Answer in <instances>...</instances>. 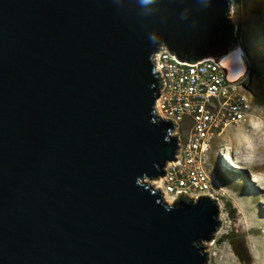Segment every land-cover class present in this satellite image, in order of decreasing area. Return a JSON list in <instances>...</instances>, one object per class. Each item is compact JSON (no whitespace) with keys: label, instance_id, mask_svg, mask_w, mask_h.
<instances>
[{"label":"water","instance_id":"water-1","mask_svg":"<svg viewBox=\"0 0 264 264\" xmlns=\"http://www.w3.org/2000/svg\"><path fill=\"white\" fill-rule=\"evenodd\" d=\"M239 43L231 0H0V264H205L223 191L151 184L181 148L154 57Z\"/></svg>","mask_w":264,"mask_h":264},{"label":"built area","instance_id":"built-area-1","mask_svg":"<svg viewBox=\"0 0 264 264\" xmlns=\"http://www.w3.org/2000/svg\"><path fill=\"white\" fill-rule=\"evenodd\" d=\"M154 61L161 80L157 112L176 124L173 135H179L181 147L178 161L165 168L160 190L175 202L179 193L198 198L213 187L221 189L214 171V141L243 124L255 108L253 94L242 77L232 79L214 59L192 65L161 50Z\"/></svg>","mask_w":264,"mask_h":264},{"label":"rangeland","instance_id":"rangeland-1","mask_svg":"<svg viewBox=\"0 0 264 264\" xmlns=\"http://www.w3.org/2000/svg\"><path fill=\"white\" fill-rule=\"evenodd\" d=\"M231 19L240 40L237 47L244 53L245 69L251 67L252 73L258 70L264 75V0H231ZM249 74L245 70L241 76L246 84ZM254 102L255 108L260 106ZM236 128L213 144L214 171L223 191L221 227L211 241L202 243L205 264H264V154L242 153L232 135ZM224 154L235 156L239 168L228 165Z\"/></svg>","mask_w":264,"mask_h":264},{"label":"clouds","instance_id":"clouds-1","mask_svg":"<svg viewBox=\"0 0 264 264\" xmlns=\"http://www.w3.org/2000/svg\"><path fill=\"white\" fill-rule=\"evenodd\" d=\"M152 2L153 0H141L142 5ZM232 135L242 153L264 154V106H257L248 112L243 124L234 129Z\"/></svg>","mask_w":264,"mask_h":264},{"label":"bare ground","instance_id":"bare-ground-1","mask_svg":"<svg viewBox=\"0 0 264 264\" xmlns=\"http://www.w3.org/2000/svg\"><path fill=\"white\" fill-rule=\"evenodd\" d=\"M243 56H244V53H243L242 49L237 47L230 54H228L225 57H223L222 59H220L222 64L225 66V68L228 69L231 78H240L241 76L244 75L245 64H244V61H243ZM225 157L227 159L226 162H228V165H230L232 167H236V168L238 167L239 168V165L235 161V159H232L233 157L232 158L228 157V156H225ZM254 180L257 182V184L260 183L258 177H254ZM151 184L154 187H156L157 189L160 190V188H161V179H160V181L154 182V183H151ZM261 189H263V188H261ZM165 199L170 204L174 203V201L172 199H170L167 195H165ZM263 203H264V201H263Z\"/></svg>","mask_w":264,"mask_h":264},{"label":"trees","instance_id":"trees-1","mask_svg":"<svg viewBox=\"0 0 264 264\" xmlns=\"http://www.w3.org/2000/svg\"><path fill=\"white\" fill-rule=\"evenodd\" d=\"M249 91L253 94L255 101L258 105L264 106V75L258 71L254 70V81L251 83L248 80L246 84ZM233 159L236 160V157L233 156Z\"/></svg>","mask_w":264,"mask_h":264},{"label":"flooded vegetation","instance_id":"flooded-vegetation-1","mask_svg":"<svg viewBox=\"0 0 264 264\" xmlns=\"http://www.w3.org/2000/svg\"><path fill=\"white\" fill-rule=\"evenodd\" d=\"M248 80L253 83L254 81V73H250L249 76H248Z\"/></svg>","mask_w":264,"mask_h":264}]
</instances>
